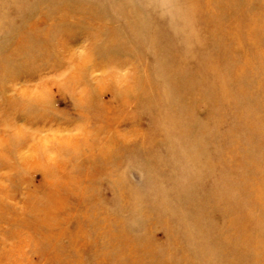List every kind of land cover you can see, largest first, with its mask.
Masks as SVG:
<instances>
[{"label":"rangeland","instance_id":"1","mask_svg":"<svg viewBox=\"0 0 264 264\" xmlns=\"http://www.w3.org/2000/svg\"><path fill=\"white\" fill-rule=\"evenodd\" d=\"M0 264H264V0H0Z\"/></svg>","mask_w":264,"mask_h":264}]
</instances>
